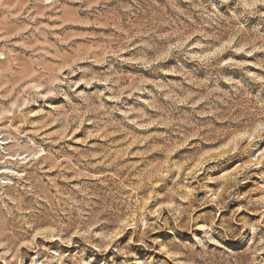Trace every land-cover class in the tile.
<instances>
[{
    "label": "rangeland",
    "instance_id": "rangeland-1",
    "mask_svg": "<svg viewBox=\"0 0 264 264\" xmlns=\"http://www.w3.org/2000/svg\"><path fill=\"white\" fill-rule=\"evenodd\" d=\"M0 264H264V0H0Z\"/></svg>",
    "mask_w": 264,
    "mask_h": 264
}]
</instances>
